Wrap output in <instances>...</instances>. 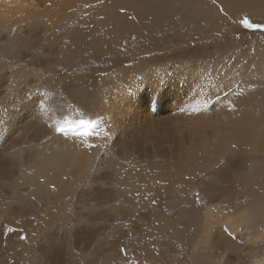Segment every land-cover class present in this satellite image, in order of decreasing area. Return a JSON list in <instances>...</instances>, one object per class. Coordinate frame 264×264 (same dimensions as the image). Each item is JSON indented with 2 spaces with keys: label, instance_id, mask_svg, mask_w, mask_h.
<instances>
[{
  "label": "bare ground",
  "instance_id": "6f19581e",
  "mask_svg": "<svg viewBox=\"0 0 264 264\" xmlns=\"http://www.w3.org/2000/svg\"><path fill=\"white\" fill-rule=\"evenodd\" d=\"M86 1L83 17L95 27L88 31L98 47L149 26L141 51L148 53L128 54L122 69L141 70V77L125 79L124 92L103 89L102 100L90 105L108 121L107 167L86 150V128L71 129L77 123L67 126L53 100L39 97L47 53L37 43L42 11L0 0V106L11 108L0 113V201L5 223L21 231L13 241L9 236L6 262L264 264V55L244 64L200 61L199 76L159 75L158 68L145 70L161 61L150 55L172 48L167 40L178 47L198 41L201 30L168 31L180 24L173 20H195L203 0ZM208 1L230 24L240 12L264 18V0ZM26 204L36 207L35 224L21 212Z\"/></svg>",
  "mask_w": 264,
  "mask_h": 264
},
{
  "label": "rangeland",
  "instance_id": "374dc122",
  "mask_svg": "<svg viewBox=\"0 0 264 264\" xmlns=\"http://www.w3.org/2000/svg\"><path fill=\"white\" fill-rule=\"evenodd\" d=\"M65 1H67L66 7L64 6ZM51 3L57 4L58 0H22V5H34V8L36 7L38 11H42V14L40 13L41 21L39 20L38 24L41 30H39L37 43H40L39 48L44 49V52L47 53L42 57L44 64L42 65L43 76L40 79V87H38L39 97L46 94L45 96L47 98L50 97L53 100L54 105L64 113L67 126H69L67 121H69L68 123L70 125L77 123L78 127L71 129L76 132L81 130V137H84L85 141L84 146L86 150L90 151L92 159H94L95 162L101 161L100 166L103 165L107 167L109 166L106 165L109 158L105 161L103 153L107 149L105 131L108 121L106 118H102L101 115H98V109L96 107H93L91 110L90 105L91 103L98 104L99 101L102 100L100 92L104 93L103 89L111 90L118 87L117 89L120 92H124L125 88H122V85L125 79L135 78V80H138L141 77V73H143L141 70L123 73L122 69L127 67L130 63L128 61V54L143 56L148 53H142L141 51L145 49V46L148 44V39L150 38V34L148 33L149 26H145L144 29L140 28L143 29L141 33L138 31L132 32L122 39L118 38L117 41L112 43L101 40L98 47L97 43H92L95 34H91L88 31L90 29L95 31L96 29L89 20V17H86L88 14L83 17L82 13V8H84L82 6H85L84 4L88 3V1L63 0L60 5L54 7ZM90 4L92 5V2ZM50 5L52 6L51 9H49ZM198 6L201 7V10L199 16L195 20L191 18H184L183 22H176L173 20L172 22L180 24L170 29L171 31H168L169 34V32H175V30L180 29L188 35V33L192 32L190 30H201L198 41L187 42V46L184 45V42L182 45L179 44L182 46H179V48L177 45L174 46L171 44L173 41L169 42L167 40V44L172 46V48L152 53V55H150L152 58L156 56L158 60L161 61L147 64V66H145L146 71L158 68L159 75H163L164 72L173 74L175 71H178L191 76H199V70L195 64L200 61H203L201 65L204 66L212 65L219 59H222V62L232 60L230 61L231 63L238 64H244L242 60L260 62L261 58L258 56V53L261 52L264 55V18L252 20L253 17L240 12L236 15V18H234L236 22L233 21V24H230L229 21H223L225 11L220 6H211L208 0H203L202 4ZM47 12L48 15H45L44 13ZM5 15L11 20L15 17L11 15L10 12ZM81 19V22H85L84 26L73 33L71 30L76 26L75 23ZM228 24V30H224V33L219 36L218 33L220 29ZM249 25L254 26L251 27ZM216 26L218 29H215L217 28ZM242 34L247 35L242 36ZM192 36L189 37L191 38ZM222 36L235 39L232 41L224 40V38H220ZM170 37L173 36L170 35ZM186 40L188 39H185L183 36V41ZM58 44L59 46H57ZM61 44H63V46ZM8 48L9 46L4 47V49H7L6 51H9ZM172 49L174 50L172 51ZM227 50L228 53H225ZM243 50H245V55L243 54ZM125 53L127 57H125L126 61L123 56ZM239 66L242 67L241 65ZM262 69L264 70V65ZM211 75L213 76L214 74L211 73ZM213 88L215 89V84ZM127 91L129 94H132L131 89ZM99 97H101V99H99ZM120 101H122V97L119 98L118 103ZM17 107L19 106L15 108L17 109ZM10 109V106H4V108L0 106V113L1 110L9 113ZM25 117L29 119L31 116L26 114ZM1 121L3 120H0V122ZM179 123L185 124L183 120H179ZM67 126H65V128H67ZM91 126L94 127L91 128ZM80 127H85L86 129L83 131ZM114 139L115 135L111 140L114 141ZM146 145L147 147L152 146V144L149 145L148 143ZM259 184V187L264 189V183L260 181ZM3 187L7 192L8 185L4 184ZM75 188H77V186ZM262 200L264 205V198ZM2 206L3 202L0 201V264H13V260H9L8 262L5 260L8 248L7 242H9V236L12 237L11 239L13 241L15 238L14 236L21 231H19L16 224L10 227V225L5 223V214L2 212ZM35 209V206L26 204L23 206L21 212L31 216L34 223ZM26 225H28V223ZM20 236L23 239L25 234H21ZM92 255L94 257L96 256L93 253ZM10 256H12V254Z\"/></svg>",
  "mask_w": 264,
  "mask_h": 264
},
{
  "label": "snow or ice",
  "instance_id": "6c2138e0",
  "mask_svg": "<svg viewBox=\"0 0 264 264\" xmlns=\"http://www.w3.org/2000/svg\"><path fill=\"white\" fill-rule=\"evenodd\" d=\"M246 23H247V21H246ZM249 26H251V27H252V26H254V25H249Z\"/></svg>",
  "mask_w": 264,
  "mask_h": 264
}]
</instances>
